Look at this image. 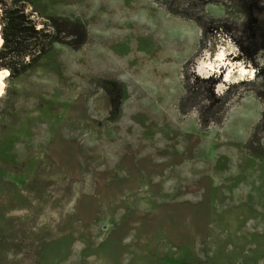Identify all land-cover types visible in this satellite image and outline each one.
<instances>
[{"label":"rangeland","instance_id":"1","mask_svg":"<svg viewBox=\"0 0 264 264\" xmlns=\"http://www.w3.org/2000/svg\"><path fill=\"white\" fill-rule=\"evenodd\" d=\"M26 1L75 27L0 44V264H264V0Z\"/></svg>","mask_w":264,"mask_h":264},{"label":"trees","instance_id":"2","mask_svg":"<svg viewBox=\"0 0 264 264\" xmlns=\"http://www.w3.org/2000/svg\"><path fill=\"white\" fill-rule=\"evenodd\" d=\"M0 5L3 37L1 38L3 39L2 47L5 51L1 59L4 58L3 64L12 72L24 71L26 66L31 65L34 61L45 55L54 41L64 39L73 33L72 29L75 27L74 24L68 27L65 24V26L61 27V24L51 16L45 17L44 19L35 9L28 8V2L26 0H0ZM35 18L44 19H42V26L38 27V19ZM61 32L63 33L62 36H60ZM248 39L253 40L250 37ZM83 41L84 38L78 44L83 43ZM239 47L242 53L245 52L250 58H255L258 52L264 50V37L262 42L254 47L252 51H248L247 46L241 42L239 43ZM20 56H28L30 60L26 66L17 68V58ZM258 66V70L262 72L260 77L264 78V65ZM106 83H109L114 91L112 109L114 116L119 111L122 88L120 84L114 81L108 80ZM235 86L237 89L240 87V85ZM230 96V92L224 95L222 105Z\"/></svg>","mask_w":264,"mask_h":264},{"label":"bare ground","instance_id":"3","mask_svg":"<svg viewBox=\"0 0 264 264\" xmlns=\"http://www.w3.org/2000/svg\"><path fill=\"white\" fill-rule=\"evenodd\" d=\"M2 43V38L0 37V44ZM217 56H218V59L219 60H223V59H226V58H224L225 57V52H224V50L222 49L221 51H219V53L217 54ZM229 60H227V62H228ZM232 62V61H231ZM230 62V63H231ZM222 63V62H221ZM224 63V62H223ZM229 63V64H230ZM210 65V64H209ZM206 66V65H205ZM205 66L203 67V69H207V68H205ZM210 66H212V65H210ZM210 66H208V67H210ZM222 66V65H221ZM240 67H243L244 68V70H245V73H244V76L245 75H248V72H251L252 73V76L254 75L253 73H254V71L252 70V69H250V68H248L246 65H243L242 63H238V65H236V66H234V65H230L229 67H228V69H227V72H226V74H224L225 75V78H226V80H229L230 78H231V76L234 74V69L236 68V74H237V76L236 77H240V72H239V68ZM213 70H214V68H212ZM215 71V70H214ZM4 79V72H2V71H0V96H1V93L3 92V86H2V80ZM244 79V78H243Z\"/></svg>","mask_w":264,"mask_h":264},{"label":"clouds","instance_id":"4","mask_svg":"<svg viewBox=\"0 0 264 264\" xmlns=\"http://www.w3.org/2000/svg\"><path fill=\"white\" fill-rule=\"evenodd\" d=\"M239 72H240V78H243L244 73H245L244 68H243V67H240V68H239ZM248 75L251 76L252 73H251V72H248Z\"/></svg>","mask_w":264,"mask_h":264}]
</instances>
